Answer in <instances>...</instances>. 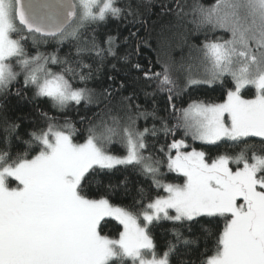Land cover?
<instances>
[{"label":"snow or ice","instance_id":"6c2138e0","mask_svg":"<svg viewBox=\"0 0 264 264\" xmlns=\"http://www.w3.org/2000/svg\"><path fill=\"white\" fill-rule=\"evenodd\" d=\"M148 6L150 0H144L145 10ZM166 10L174 15V27L191 17L188 22L197 29L228 36L210 38L205 33L201 44L193 45L205 71L194 76L189 70L183 84L169 61L160 63L158 71L150 61L147 68L132 64L142 73L145 87H152L145 96L166 94L168 115L159 116L155 103L152 112L134 103L135 92L124 96L117 88L97 93L87 87L93 65L84 61V54L99 62L96 70L109 57L128 63L131 56L119 54L118 35L100 42L96 26L111 18L145 27L148 20L140 6L133 7L130 0H0V95H9L23 75V85L34 89V97L49 100L60 111L81 102L99 109L87 118L82 143L74 142V125L67 121L60 125L41 112L46 126L29 132L30 139L23 141L34 152L31 156L28 151L12 152L11 136L20 125L5 119L7 135L0 149V264H173L172 256L177 258L175 264H264V0H215L210 6L192 0L187 11L177 0L174 9ZM36 36L60 44L78 41L77 58L56 52L29 54L25 45L29 39L35 44ZM129 36L136 37V32ZM142 44L150 47L146 39L138 38L137 55ZM50 65L60 68L54 71ZM225 77H230L231 87L223 103L178 104L188 88L223 85ZM245 89L254 91L253 98H244ZM15 95L21 96V90ZM149 117L152 126L139 130L137 120ZM179 129L207 144L226 140L243 147L235 156L224 154L209 162L204 151L185 150L189 148L185 139L175 138ZM159 132L173 137L158 151L169 171L186 178L183 184L162 182L163 161L151 152L145 155L150 148L146 137ZM117 137L125 155L107 150ZM249 138H259V150L248 143ZM117 166L138 167L167 195L146 197L141 188L131 208L115 206L108 196L118 185L108 183L104 195L90 198L86 188L93 179ZM121 183H127V177ZM201 217H225L214 244L206 243L203 251L192 249L189 246L197 245L199 238L187 239L174 227L170 231L176 243L169 241L167 250L158 254L152 235L156 225L171 221L191 232ZM106 218L123 226L118 238L102 234ZM193 252L196 260L184 259Z\"/></svg>","mask_w":264,"mask_h":264},{"label":"trees","instance_id":"16d2710c","mask_svg":"<svg viewBox=\"0 0 264 264\" xmlns=\"http://www.w3.org/2000/svg\"><path fill=\"white\" fill-rule=\"evenodd\" d=\"M123 2H129V0H123ZM130 2L133 7L140 6V11L143 13L144 18L148 20L145 27H140V25L133 26L128 20L111 18L106 23L96 26V36L100 42L108 35H118V43L120 45L118 52L120 55L131 53L130 61L125 63L109 57L96 70L99 62L94 56L84 54L82 57L84 61L93 65V78L88 81L87 87L95 89L97 93L104 88H117L120 94L124 96L135 92L134 103L140 104L142 110L152 112L153 104L155 103L157 114L159 116H167L168 113L165 111L167 107L166 94H158L155 97L145 96L144 91L150 92L152 87H145L146 82L142 79V73L132 68V64L139 62L144 68H147L150 61L153 70L158 71L160 63L169 61L173 64L175 75L179 78L180 83L183 84L185 77L189 74V70L192 75L198 76L199 68L204 65L201 60V54L193 48V45L199 46L204 39L205 33L210 38L225 37L226 33L219 30L212 32L209 28L197 29L195 24L188 22L191 17L187 18L181 26L174 27V15L166 9H174L177 0H150V6L147 7V10L144 7V0H130ZM178 2L187 11L188 5L192 3V0H178ZM214 2L215 0H200V3L205 6H210ZM128 19L131 20L132 17ZM137 29L139 30L137 31ZM130 32H136V37L129 36ZM125 37H129L127 42H124ZM138 38L146 39L150 47L142 44L137 55L134 49ZM35 39V44H33L32 39H29L25 45L29 54L34 55L37 51L43 54L56 52L60 57L70 54L72 59L77 58L76 47L78 46V41L69 39L60 44L57 40L51 38L36 36ZM52 68H54V71H58L60 66L52 65ZM109 77L113 79L110 80ZM121 83L125 85L124 88L120 87ZM77 86L82 87L83 85ZM230 87V77H225L223 85L217 83L214 85L193 86L181 94L178 104L182 107H187L192 101L222 103L226 100V92ZM17 89L21 90V96L15 95ZM242 94L245 98L250 99L253 98L254 91L245 89ZM0 105H3L2 110H0V149L4 147L3 140L7 135L4 131L6 127L4 121L6 119L8 123L15 122L20 125L17 132L11 136L12 152L15 154L28 151L29 156L34 155V152L29 150V146L23 141L30 139L29 132L46 126V121L40 115L41 112L54 117L60 125H63L66 121L70 122L76 129L74 140L83 142L89 126L87 118L93 117V114L99 111L95 104L85 105L84 102H81L80 105H69L64 111H60L54 108L49 100L34 97V89L24 87L23 75L18 78L17 82L13 83L9 95H0ZM82 117H84V120H82ZM95 122L96 119L94 118L93 123ZM152 123L151 117L148 120L140 118L137 120L136 126L139 130H143L145 127H151ZM171 123L174 124L175 121L173 120ZM156 126L157 128L160 127L159 121H156ZM17 134L20 136L19 140L16 139ZM185 137L187 136L184 135L183 129L177 130L176 139ZM172 138L171 136L166 138L163 132H159L156 137H146V142L149 143L150 148L145 152V155L151 152L155 157H159L163 161L160 167V171L163 174L161 177L162 181L183 183L185 178L182 174L169 171L167 161L164 159L163 154L158 151L161 145L170 142ZM187 139L189 140V137ZM248 143L255 145L257 150L261 147L259 138H249ZM192 146L195 149L204 151L209 162L224 154L235 156L243 147L242 144L237 145L226 140L219 141L216 144H201L193 141ZM106 147L111 153L121 156L126 154V150L118 137L114 138L113 142L106 145ZM125 177H127V183H121ZM16 183L11 182V186L15 187ZM108 183L118 185L114 190V194L109 195L108 198L112 204L120 207L131 208L134 200L139 198V189L141 188L145 190L144 195L146 197L154 198L157 195L162 196L165 194L163 189H158L152 184L150 177L142 175L138 167L133 168L132 166H117L111 172L101 171L100 175L94 178L86 188V194L90 198L98 199L107 191L106 185ZM224 223L225 217H201L200 224L194 225L192 231L189 232L186 227L179 224H174L171 221H161L152 230V235L157 245V252L162 254L166 251L169 241L176 243L175 237L170 231L174 227L179 228L187 239L199 238L197 245H190L189 247L192 249L198 247L203 251L206 243H209L210 246L214 244L217 234L223 230ZM205 228L209 229L210 233L205 232ZM101 229L102 234L111 238H118L119 233L123 231L122 226L112 219L103 221ZM179 247L182 251L184 250L183 245ZM189 258L196 260L195 253L193 252L189 256L184 257V259ZM176 259V256L171 257L173 264H175Z\"/></svg>","mask_w":264,"mask_h":264},{"label":"rangeland","instance_id":"374dc122","mask_svg":"<svg viewBox=\"0 0 264 264\" xmlns=\"http://www.w3.org/2000/svg\"><path fill=\"white\" fill-rule=\"evenodd\" d=\"M227 36H228V34L226 33V36H225V38H227ZM50 67H52V65H50ZM53 70H54V68H53ZM204 71H205V65H201V68H199V70H198V76H201L203 73H204ZM196 72H197V70H196ZM242 93H243V91H242ZM243 95V94H242ZM245 98V97H244ZM246 99H248V98H246ZM251 99V98H250ZM223 103V102H222ZM142 131V130H141ZM189 137V140L187 139ZM185 139V141H186V143L189 145V148L188 149H185L186 151H190L192 148H194L193 146H192V143H193V141L194 142H197V143H201V144H207V143H204V142H201V141H199V140H193L192 139V137L189 135V136H187V137H185L184 138ZM74 142H77V141H75L74 140ZM77 143H82V142H77ZM196 150H198V149H196ZM198 151H200V150H198ZM111 153V152H110ZM111 154H113V155H117V154H114V153H111ZM117 156H121V155H117ZM230 167H233V169H235L236 168V165H234V164H232V165H230ZM186 179V178H185ZM162 182H164V181H162ZM184 182H185V180H184ZM183 182V183H184ZM164 183H171V182H164ZM183 183H173V184H183ZM165 195H167V193L165 192V194L164 195H162V196H165ZM106 219H112V220H114V221H116L115 219H113V218H106ZM116 222H118V221H116ZM119 223V222H118ZM122 226V225H121ZM122 228H123V226H122Z\"/></svg>","mask_w":264,"mask_h":264},{"label":"water","instance_id":"95a60500","mask_svg":"<svg viewBox=\"0 0 264 264\" xmlns=\"http://www.w3.org/2000/svg\"><path fill=\"white\" fill-rule=\"evenodd\" d=\"M43 38V37H42Z\"/></svg>","mask_w":264,"mask_h":264}]
</instances>
